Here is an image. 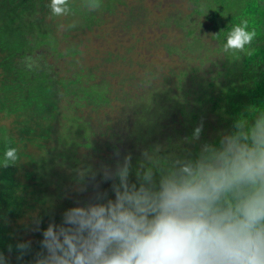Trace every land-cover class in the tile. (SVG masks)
Here are the masks:
<instances>
[{
  "label": "trees",
  "instance_id": "16d2710c",
  "mask_svg": "<svg viewBox=\"0 0 264 264\" xmlns=\"http://www.w3.org/2000/svg\"><path fill=\"white\" fill-rule=\"evenodd\" d=\"M50 2L0 0V252L7 257L8 264H34L36 253L41 251L42 231L50 222L60 225L65 211L74 207L73 201L78 202L79 206H87L89 203H106L108 199H115L112 185L119 183L118 179L105 180L104 173L89 170V164L85 162L86 155H77L81 147L93 153L96 150L99 153H118L117 162L123 161L124 150L127 153L132 150V147L127 149L123 144L122 130L129 127L126 114H118L117 120L112 123L104 120V123H110L107 128L114 137L112 143L100 140V144L98 138L106 136V132H93L89 123L77 124V117H65L67 121L59 125L66 96L70 98L71 109L78 110L88 105L95 109L100 103H110V91L101 84L97 88L83 85L85 71L82 68L90 71V81L100 79L96 68L81 66L72 72L76 80H70L59 77L57 70L52 73L43 65V59L53 56L59 44L60 23H56L57 16L51 12ZM119 2L109 0L106 3L100 0L98 9L103 12L106 11L105 6H117ZM216 2L218 10L213 14V24L209 29L212 39L220 45L218 51L225 56L220 66L222 70L208 84L199 81L202 78L199 76L190 77L187 82L180 79L175 88L166 94H176L178 89L183 91L184 85L188 83L190 87L185 89V94L191 91L198 93L195 100L197 111L185 108L179 110L184 120L178 129L163 136L166 148L158 143L159 148L154 149V143L149 144L148 153L155 156L158 162V168L154 169L157 185L160 169H174L183 164L195 165L198 160L214 162L224 148V140L238 133H246L255 118V111H264V0ZM68 4V14L83 20L77 28L67 27V31L73 33L81 28H91L100 21L96 12L85 6V0H68ZM199 8L194 6L192 19L198 15ZM245 19L249 22L248 30L255 29L256 38L250 46H246L245 51L230 50L225 53L223 47L228 33ZM71 50V56L82 53L76 48ZM29 64L31 67H28ZM185 76L188 78L189 73ZM217 84L224 85L218 86V93L214 94ZM154 105L161 106V102L154 100ZM134 111L141 115L143 121L147 119L144 112H150L146 106ZM237 121L243 124V128L238 130L234 127ZM198 127L202 130L199 138L195 139L194 132ZM98 128L103 129L100 126ZM150 132L155 133L154 127L150 128ZM125 133L132 138L130 132ZM153 141L156 142L155 138ZM50 142L52 144L49 146ZM205 145L210 146L208 151H204ZM6 147L18 149L19 159L15 165L5 168L3 157ZM31 149H37V152L30 154ZM143 161V157L131 156L129 182L136 183L137 187L140 181L136 173ZM67 164L73 172L85 168V175L75 173L69 179L65 175L56 179L57 167L65 169L63 166ZM110 169L114 172L116 168ZM52 171L53 177L50 174ZM89 171L92 177L87 178ZM71 183L95 184L89 189L94 190L96 196L87 198L82 204L79 201V198L83 201L82 196L76 193L73 199L66 198L67 193L73 195ZM98 195L103 199L97 200ZM228 203H231L230 199L223 201L222 206ZM36 220L40 221V231L35 230ZM28 239H33L31 250L18 259L16 245Z\"/></svg>",
  "mask_w": 264,
  "mask_h": 264
},
{
  "label": "clouds",
  "instance_id": "9594fccd",
  "mask_svg": "<svg viewBox=\"0 0 264 264\" xmlns=\"http://www.w3.org/2000/svg\"><path fill=\"white\" fill-rule=\"evenodd\" d=\"M85 6L95 11L100 0H85ZM49 8L54 16L70 12L68 0H51ZM248 28L246 19L232 28L225 53L253 43L256 31ZM255 113L246 133L224 140L214 162L160 169L158 185V162L147 152L136 173L139 187L129 182L130 155L114 172L105 166L104 179L119 181L112 185L115 199L72 207L60 225L50 222L34 264H264V111ZM201 130L195 129V139ZM18 159V149L6 147L3 167ZM226 199L231 203L222 206ZM35 225L40 231L39 220ZM16 249L22 259L31 241ZM0 264H8L2 252Z\"/></svg>",
  "mask_w": 264,
  "mask_h": 264
},
{
  "label": "rangeland",
  "instance_id": "374dc122",
  "mask_svg": "<svg viewBox=\"0 0 264 264\" xmlns=\"http://www.w3.org/2000/svg\"><path fill=\"white\" fill-rule=\"evenodd\" d=\"M120 1L117 6H105L106 11L95 10L100 21L91 28H81L73 33L66 28H77L83 19L70 14L57 16L56 23H60L59 44L53 51V56L43 59V65L50 72L57 70L59 77L70 80H76L72 72L81 66L96 68L100 79L90 81V71L82 68L85 71L82 83L88 87L94 85L97 88L101 84L107 88L110 91V103H100L95 109L88 105L75 110L69 108L70 98L66 96L67 101L63 105L59 125L67 121L65 117H77V124L89 123L93 132H106V136L98 138L100 144L104 140L112 143L114 137L107 127L117 120L118 114H126L129 127L125 131L130 132L134 140L122 130L124 147H132L131 151L127 153L124 150L123 154L125 157L136 155L144 158L143 153H148L150 143H154V149L159 148L158 143L162 148H166L163 136L170 135L169 132L173 129H178L180 122L184 120L183 115L179 113L180 109L197 111L195 100L198 93L191 91L185 94V89L190 87L188 83L184 85L183 91L177 90V97L175 93L166 95L169 90L175 88L178 80L185 79L187 82L190 77L199 76L202 77L199 81L203 84L211 83L222 70L220 66L225 56L223 52L218 51L220 45L212 39L209 29L213 24V14L218 10L217 0ZM194 6L200 8L198 15L192 19ZM72 48L79 49L82 53L71 56ZM186 73H189L188 78ZM221 85L224 84L214 87V94L218 93V86ZM168 96L171 97L170 100ZM154 100L161 102V106L154 105ZM183 105L185 107H181ZM140 106H146L150 110L144 112V117H147L144 121L141 115L134 111ZM104 120H109L110 123H104ZM98 126L103 129L99 130ZM152 127L154 134L150 132ZM154 138L156 142L153 141ZM51 144L52 142L49 146ZM36 152L37 149L30 150V154ZM79 154L86 155L85 162H88L89 170L99 174L104 173L105 166L116 168L118 153H99L98 150L93 153L90 149L81 147L77 155ZM63 167L65 169L57 167L56 179L63 175L69 179L75 173L79 176L85 175V168L73 172L68 168V164ZM50 174L53 177V171ZM86 177H92L90 171ZM93 185L95 184L71 183L73 195L67 193L66 198L73 199L76 193L77 196H82L83 201L79 198L82 204L87 198L96 196V192L89 189ZM96 186L98 187L97 184ZM73 204L74 207L79 206L76 201H73Z\"/></svg>",
  "mask_w": 264,
  "mask_h": 264
}]
</instances>
